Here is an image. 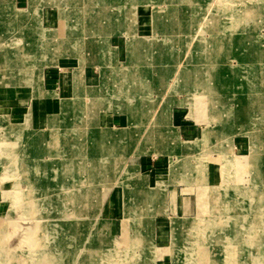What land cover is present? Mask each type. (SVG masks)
I'll return each instance as SVG.
<instances>
[{
	"label": "rangeland",
	"instance_id": "1",
	"mask_svg": "<svg viewBox=\"0 0 264 264\" xmlns=\"http://www.w3.org/2000/svg\"><path fill=\"white\" fill-rule=\"evenodd\" d=\"M26 8L35 32L2 26V78L20 69L9 62L72 58L100 76L94 87L76 81L46 132L0 112V264H202L200 246L207 264H264V0H0V15ZM38 10H53L47 23L57 27L42 26ZM100 110L129 117V129L97 128ZM178 116L211 130L213 147L181 136ZM46 142L45 161L34 146ZM128 142L127 164H116ZM170 164L183 169L180 181L192 168L194 177L178 186L189 219H171L173 244L153 234L157 215L179 213L168 200L153 204L163 182L138 186Z\"/></svg>",
	"mask_w": 264,
	"mask_h": 264
},
{
	"label": "crops",
	"instance_id": "2",
	"mask_svg": "<svg viewBox=\"0 0 264 264\" xmlns=\"http://www.w3.org/2000/svg\"><path fill=\"white\" fill-rule=\"evenodd\" d=\"M54 7V6H52ZM28 9H20L19 13H16L14 16L7 14L4 16L3 13L0 15V35L5 36L3 25L10 26L15 25L18 27H22V29H25V31H22L23 38L24 35L31 34L32 32H35V30H30L28 25ZM40 12V20L42 26L47 27H57L56 25H52L50 22L51 18H54L53 10L47 11V13L44 11L43 13L41 10L37 11ZM45 14V15H44ZM52 15V16H51ZM38 19L39 16L37 15ZM21 18L22 22H19V19ZM48 20V21H47ZM38 22V20H37ZM41 26V27H42ZM13 28V27H12ZM40 27H38V33H40ZM19 29V28H18ZM116 48V55H115V61L118 59V55L120 54V48L119 46H111ZM109 54V53H108ZM106 55V61L109 63L110 56ZM113 60V59H112ZM56 62V61H55ZM71 63L68 65L63 61L56 62L54 64H48L44 65L42 67L40 63H37L34 66H32L31 69H27L26 65L30 64L28 62L25 63V61H14L9 62L12 63L11 65L13 68L20 67V69H17L15 73L12 75V72L14 70H8L3 75L8 77H1L0 76V112L1 114H5V116H10L17 122V125L20 127V129L28 131H34L36 133L43 132L46 130H51L55 127H57L60 124L61 119V110H62V102L65 99H68V97H71L74 95V92L76 90L77 84H81L86 87H94L99 84V76H100V68H98L95 64H92L90 62L82 63L79 62V59L72 58ZM3 67H7L5 65V61L1 62ZM18 63V64H13ZM11 67V66H9ZM93 69V70H92ZM95 70L98 71V75H95ZM93 71V72H92ZM2 75V73H0ZM3 82V84H2ZM86 95L87 93H83ZM123 112V111H122ZM97 128L102 129H112V130H118V128H127V126H124L129 121L130 126V120L129 117L126 119V116L122 115L121 112L113 113L109 110H100L97 114ZM171 123H172V115H171ZM177 123V129L181 133V136L183 135L187 139L194 138L191 141H199L201 143H204L209 139V137H212V131L209 130L207 132L201 130L195 127L194 124L188 123V121L178 116L176 119ZM131 128V127H130ZM208 133V134H207ZM127 140V139H126ZM125 140V141H126ZM188 141V142H191ZM197 141V142H198ZM48 144H36L35 151H40L39 154H37V157L39 159H49L52 157V155L47 152L48 151ZM128 148L126 146H123V149L121 150L122 154L117 158L116 164H118V161L124 159L125 157L130 155L128 149L130 143L128 142ZM208 147H213V144L211 145V139H209V142L207 143ZM44 149V150H43ZM43 150V151H42ZM46 151V152H45ZM49 153V154H48ZM120 151L118 152V154ZM127 164V162H126ZM129 166V165H128ZM191 166V165H190ZM132 167V166H131ZM134 167V166H133ZM136 167V166H135ZM171 170L168 172V174L160 173L156 174V176L144 173L142 175V183L141 185H138L141 188L147 189V190H153L157 188V185L159 182H163L162 187H164L161 191L160 199H156L153 204L156 202H163L166 200L167 203L171 204L173 202L174 206H170L169 209H175L179 213H177V216H169L165 214H159L155 218L156 221L153 222L154 226V235H159L161 240H164L165 242L169 241L170 244L174 243L173 241V231H172V224L171 219L175 218H181V219H189L186 217L181 216L182 210L188 209L189 207H185L182 203H188L190 201V198H185L181 196L183 193L182 191L178 193V186L187 185L190 184L194 177L191 176L192 169L190 171L189 177H186L185 181L182 180L181 177H184L183 175V169L180 168V166H177L176 164L172 165L170 164ZM119 171V170H118ZM117 169L115 173L118 172ZM153 176L152 179H150ZM178 179V180H177ZM196 181H198V178H196ZM199 182V181H198ZM202 182V181H201ZM203 183V182H202ZM112 185L111 188L113 191L114 188ZM122 192L124 189V194L122 195V205H124V197H125V188H123L122 185H119ZM208 186L207 188L210 189L211 185H205ZM165 196L168 198L166 199ZM5 199H0V210H1V204L4 202ZM198 201V200H197ZM114 199L113 197H109L108 201L106 202L107 205L109 203H113ZM196 202V201H195ZM104 203V202H103ZM192 206V205H191ZM197 208V206L193 205V208ZM210 207V205H209ZM199 209V206H198ZM173 211V210H172ZM125 213V211H124ZM163 213V212H162ZM199 215V212L197 213ZM196 214V215H197ZM180 215V216H179ZM183 215V214H182ZM195 215V216H196ZM197 215V216H198ZM194 217V216H193ZM126 218V217H125ZM124 223V228H122V231L128 228H130V224L126 222ZM122 225V223H121ZM185 230L177 231V236L180 233H183ZM130 233L126 235V238H129ZM112 237L115 239L116 236L112 234ZM124 237V238H125ZM117 240V239H115ZM177 240V239H176ZM175 240V241H176ZM176 248V247H175ZM178 248V247H177ZM156 252L160 250V248H156ZM200 249L199 253L201 254V258H203L204 262H201L202 264H207L208 260L205 258L204 251L207 250V247L203 246L198 248ZM156 254V253H155ZM197 255V254H196ZM156 259V256H155ZM197 261V260H196ZM160 264V263H159Z\"/></svg>",
	"mask_w": 264,
	"mask_h": 264
},
{
	"label": "bare ground",
	"instance_id": "3",
	"mask_svg": "<svg viewBox=\"0 0 264 264\" xmlns=\"http://www.w3.org/2000/svg\"><path fill=\"white\" fill-rule=\"evenodd\" d=\"M251 13V12H250ZM246 14V13H245ZM244 15V14H243ZM247 15V14H246ZM245 15V16H246ZM248 16V15H247ZM203 48V47H202ZM200 49V48H199ZM210 50V49H209ZM202 51V50H201ZM166 53H168L167 51H166ZM201 55H199L198 57H200ZM206 57H207V52H206ZM162 58H164L163 60H164V62L163 63H160L159 64V66H162L163 64H164V68L165 69H167L170 65H169V62H168V54H166L165 56L163 55L162 56ZM143 68V67H142ZM193 79H197L196 77H193ZM196 81V80H195ZM198 85V84H197ZM87 113V112H86ZM54 135H55V133H53ZM72 134V133H71ZM73 135V134H72ZM71 135V136H72ZM73 139V138H72ZM71 142V141H70ZM77 142V141H76ZM61 143V142H60ZM59 144V142L57 143V145ZM82 151V150H81ZM88 190V189H87ZM90 190V189H89ZM79 192V191H78ZM80 192H81V190H80ZM82 197L83 196H81V194L80 193H78V194H76V196H75V201L76 202H78V203H80L81 202V200H82ZM89 198H90V195H88V194H85V199H86V205L85 206H88L89 205V203H88V200H89ZM81 204V203H80ZM255 227H256V225H255ZM254 245H258L256 242H254ZM250 253V252H249ZM253 254H255V256H254V258H256V260L258 261L259 260V258L260 257H262V255L259 257V253H258V251L257 252H253ZM263 258V257H262Z\"/></svg>",
	"mask_w": 264,
	"mask_h": 264
}]
</instances>
